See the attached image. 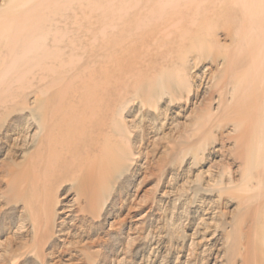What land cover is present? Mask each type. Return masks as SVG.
Segmentation results:
<instances>
[{
	"label": "rangeland",
	"instance_id": "obj_1",
	"mask_svg": "<svg viewBox=\"0 0 264 264\" xmlns=\"http://www.w3.org/2000/svg\"><path fill=\"white\" fill-rule=\"evenodd\" d=\"M0 264H264V0H0Z\"/></svg>",
	"mask_w": 264,
	"mask_h": 264
},
{
	"label": "bare ground",
	"instance_id": "obj_2",
	"mask_svg": "<svg viewBox=\"0 0 264 264\" xmlns=\"http://www.w3.org/2000/svg\"><path fill=\"white\" fill-rule=\"evenodd\" d=\"M85 196V195H84ZM90 197V196H89ZM82 199H84V198H82ZM83 201V200H82ZM67 210H69V209H67Z\"/></svg>",
	"mask_w": 264,
	"mask_h": 264
}]
</instances>
